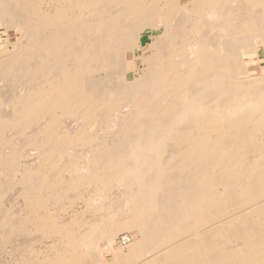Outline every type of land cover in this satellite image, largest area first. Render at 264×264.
I'll return each mask as SVG.
<instances>
[{"label":"bare ground","instance_id":"obj_1","mask_svg":"<svg viewBox=\"0 0 264 264\" xmlns=\"http://www.w3.org/2000/svg\"><path fill=\"white\" fill-rule=\"evenodd\" d=\"M3 32L0 264H264V0H0Z\"/></svg>","mask_w":264,"mask_h":264},{"label":"rangeland","instance_id":"obj_2","mask_svg":"<svg viewBox=\"0 0 264 264\" xmlns=\"http://www.w3.org/2000/svg\"><path fill=\"white\" fill-rule=\"evenodd\" d=\"M2 36V37H1ZM0 36V47L3 49V47L5 46V43H7L8 41V34H7V32H3L2 33V35ZM5 36V37H4ZM260 54H261V60H262V63H264V49H260ZM61 117V118H60ZM63 117L61 116V115H58V117H57V119H62ZM63 120L64 121H61V122H63L64 124H65V118H63ZM67 120V119H66ZM59 121V123H61ZM57 122H58V120H57ZM116 125H114V128H113V126H111V129H112V131H115L116 130ZM111 129H109L110 131L109 132H111ZM114 133V132H113ZM29 134V133H28ZM111 134H112V132H111ZM69 172H67V174L65 173V172H63V174L64 175H62V177H65L64 179H66V180H68L69 178H70V176L71 175H69L68 174ZM19 177V174L17 173V174H15V179L12 177V178H10V180L12 179V180H16L17 178ZM12 180H11V182H12ZM65 201H66V199H64ZM63 200V201H64ZM57 205V207H53L52 208V211L53 212H56V217H59V218H66L67 216H69L70 214H73V212H75V211H81V210H84L85 208H86V210H87V203L84 201H82V202H79L78 203V205H74L73 206V208H71L72 209V211H67L66 213H63L62 211H60V210H62V208L60 207V206H62V205H58V204H56ZM55 205V206H56ZM86 205V206H85ZM75 206H76V208H75ZM59 207H60V209H59ZM64 209L66 210V209H68V206H66V204H63V211H64ZM70 209V210H71ZM85 211V210H84ZM61 212H62V214H61ZM85 215H89L88 213H85ZM126 231H122V232H120L119 233V238H118V240L119 241H121L122 242V240H123V238H125L126 236H129V233H127V235H126ZM124 234V235H123ZM121 235V236H120ZM126 235V236H125ZM2 239V240H1ZM0 240H1V242H0V246H3L1 249H0V251H2V250H4V244H7L6 243V241L8 240L7 238H1ZM4 239V240H3ZM121 239V240H120ZM48 240V239H47ZM49 241V240H48ZM2 243V244H1ZM50 243V242H49ZM39 244H37V246H38ZM10 247V246H9ZM9 247H8V249H9ZM5 249H7L6 247H5ZM130 251V250H129Z\"/></svg>","mask_w":264,"mask_h":264},{"label":"built area","instance_id":"obj_3","mask_svg":"<svg viewBox=\"0 0 264 264\" xmlns=\"http://www.w3.org/2000/svg\"><path fill=\"white\" fill-rule=\"evenodd\" d=\"M125 238H126V237H125ZM125 238L122 240L123 243L125 242Z\"/></svg>","mask_w":264,"mask_h":264}]
</instances>
